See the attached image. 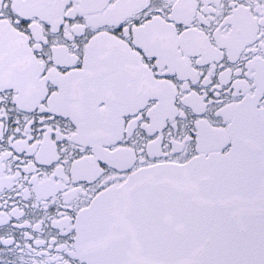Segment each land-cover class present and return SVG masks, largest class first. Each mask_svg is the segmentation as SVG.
<instances>
[{"label": "snow or ice", "instance_id": "snow-or-ice-1", "mask_svg": "<svg viewBox=\"0 0 264 264\" xmlns=\"http://www.w3.org/2000/svg\"><path fill=\"white\" fill-rule=\"evenodd\" d=\"M0 264H264V0H0Z\"/></svg>", "mask_w": 264, "mask_h": 264}]
</instances>
